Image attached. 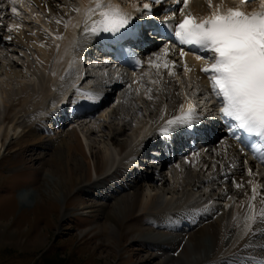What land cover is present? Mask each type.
Returning <instances> with one entry per match:
<instances>
[{"label":"bare ground","instance_id":"1","mask_svg":"<svg viewBox=\"0 0 264 264\" xmlns=\"http://www.w3.org/2000/svg\"><path fill=\"white\" fill-rule=\"evenodd\" d=\"M30 1L47 14L49 28L52 29L50 38L54 42L47 41L48 36L45 32H29L26 28L27 24L25 28L19 24L18 28L9 31L8 26L0 21V52L4 49L22 55L24 62L27 61V64L25 62L27 70L38 83L37 90H31L30 86L20 82L18 92L11 94L10 87L2 84L1 75L23 78L26 76L25 71L19 70L15 62L10 65L0 63V108L4 106L5 109V113L0 114L2 119L0 152L17 142L24 134H28L31 140L42 139L35 133L37 125L30 121H26L28 123L26 126L23 125L25 119L31 115L39 117L45 112L40 118L46 122H53L54 114L50 113L49 108L55 106L62 97L65 98L72 87L76 86L74 81L75 78L80 77V73L77 69L72 70L71 65L83 50L92 45L90 42L94 39L84 31V9L94 6V0ZM110 2L114 5L126 4L125 7L121 6L125 12L130 7L139 8L138 0H110ZM202 2V5H205V0ZM220 2L221 0H213L214 4ZM223 2L225 7L240 5L238 1L223 0ZM254 4H246L245 7L248 9ZM75 8L81 11H74ZM204 11L210 12V8ZM198 13L197 10H193L194 15L198 16ZM58 20L61 22L57 23ZM9 35L12 37L11 40L3 39ZM41 40L43 41L40 42ZM161 49L155 50L154 53ZM154 53L145 60L150 81L140 72L137 74L138 83L134 84L137 85L135 88L129 85L131 81H126L124 85L115 88V93L113 92L115 106L106 109L99 116L100 120H104L96 130L100 134V144L91 153L96 175L105 178L114 173L125 174L130 171L133 167L132 156L141 141L145 139V135L149 131L158 135L168 119H172L173 115H180L175 110L183 97L179 78L175 74L177 66L172 65L173 61L175 65L179 62L176 58L167 56L169 68L164 69L161 66L157 70L154 65L158 57L153 55ZM159 59L162 65L164 56H159ZM186 61H189L188 73L197 77L199 61L192 57L187 58ZM93 80V78L85 79L88 83H92ZM139 83L145 87L146 94L141 102L137 101L138 108L130 111L139 114L142 123L137 134L130 136L129 141V138H120L122 134L118 128L106 123L110 118L131 120V114L128 116L124 114L122 104L125 102L127 106L133 105L131 99L137 94ZM149 88L153 90L152 101L147 99ZM76 94H78L76 96L85 95L78 89ZM86 96L91 97V93H86ZM183 129L184 127L177 128L171 133H181ZM61 141L62 145L66 146L67 165L52 156L48 160L50 168L60 171L67 169L69 177L73 176L69 162L78 154L82 160L79 164L74 160V164L77 169L84 171L76 178L78 184L84 182V187L88 188L100 183L102 180L91 181V170L84 160L83 147L77 135H73L70 142L65 139ZM210 144L211 142L209 150L205 153L202 151L188 153L182 160L171 163L168 177L164 175L165 171L156 169L153 172L151 167L145 174L135 176L123 191L134 188L139 182H145L152 188V192L144 194L140 187L139 190L127 192L117 199L115 208L108 213V220L112 225L110 226L112 228H109L111 232H118L123 222L130 220L137 212L152 216L156 223L150 224L160 233L156 234L157 236L149 235L150 238L139 239L150 247V251L145 252L144 262L149 263L156 257H163L162 264H262L264 262V219L259 218L260 210L264 208V174L257 169L249 174L245 157L236 150L237 144L222 139ZM114 167H116L115 171L110 174ZM64 176L66 175L60 176L62 180ZM253 186L256 189L255 199H253ZM71 189H66V193L71 192ZM211 200L218 203L211 205ZM253 214L257 216V221L246 233L245 218Z\"/></svg>","mask_w":264,"mask_h":264},{"label":"rangeland","instance_id":"2","mask_svg":"<svg viewBox=\"0 0 264 264\" xmlns=\"http://www.w3.org/2000/svg\"><path fill=\"white\" fill-rule=\"evenodd\" d=\"M21 7L23 9L21 15L25 23L29 25V31H33L34 28L49 29L48 19L40 12H36L32 4L24 2ZM35 21L43 29L35 27ZM4 23H8V20ZM2 54L3 51L0 52L1 62L8 63L6 65L12 62L17 63L18 69L25 71L24 75H26L23 78L20 77L21 79L1 75L2 84L10 87L11 94L18 92L20 82L30 86L31 90H37L38 83L27 70L25 65L27 61L24 62L23 58L16 53L10 52L9 57V54L5 56ZM194 85L195 89L200 88L196 81ZM143 92V87L138 88L137 94L131 99L132 106H127L123 102V111L127 116L131 114V120L110 118L106 123V125L119 129L122 134L120 138L128 139L139 131L142 123L141 117L130 109L138 108L137 101L141 102L140 97ZM114 104L115 99L113 98L95 114V118L76 121L65 127L52 125L40 118L45 112H42L39 117L31 115L32 117L25 119L23 125L28 124L26 121L37 125L35 133L42 139L31 140L28 134H24L17 142L1 150L0 264L163 263V257H156L149 263L144 262L145 252L150 251V247L140 240L160 233L150 224L156 223L152 216L147 213H140V215L137 212L130 220L123 222L118 232H111L109 229L112 225L108 220V213L115 208L117 199L139 187L144 194L152 192V188L145 182H139L134 188L123 191L124 184L119 182L123 179L122 173L119 172L105 178L94 173L91 153L99 147L100 134L96 130L99 129L98 125L104 121L100 120L99 116L106 109L113 108ZM1 112L5 113L4 106L0 108V114ZM1 120L0 116V122ZM72 133L77 135L82 144L84 160L87 161L91 170V181L102 180L93 187L85 188L84 182L78 184L76 180L84 173L74 164V160L78 164L82 160L78 154L74 156L73 161L69 162L73 176L69 177L67 169L60 171L48 165V160L52 156L61 160L65 166L67 165L66 146L62 145L61 140L72 141L73 135H70ZM128 140L130 141V138ZM62 175H66L63 180L60 177ZM164 175L169 176V174ZM70 188L73 190L66 193V189ZM92 193L95 196H92ZM211 203L218 202L211 200Z\"/></svg>","mask_w":264,"mask_h":264},{"label":"snow or ice","instance_id":"3","mask_svg":"<svg viewBox=\"0 0 264 264\" xmlns=\"http://www.w3.org/2000/svg\"><path fill=\"white\" fill-rule=\"evenodd\" d=\"M12 2L15 3V0ZM206 2L210 13L205 17L197 18L191 13H185L189 0H176L177 6L183 5L179 8L182 18L177 20L173 12L171 17L166 16L159 23L166 29L169 41H175L180 46L181 58L187 55L184 47L191 46L193 51L201 53L196 55V60H202L205 56L210 59L211 63L201 68V71L208 77L210 90L221 105L219 113L222 118L227 119L228 130L233 137H236V132L239 131L243 136L236 138L241 143H244V137L248 140L256 137L264 145V0H259L258 6L251 11L245 7L251 0H241L240 5L229 7H225L223 0L219 4H214L213 0ZM162 3L163 0H151L150 3H143L142 10L138 9V11L141 15L143 11L151 14L153 5ZM74 11L79 12L81 9L75 8ZM11 12L16 13L17 8L12 7ZM84 12L86 35L98 37L102 33H111L118 39H125L132 34L134 18L119 5L112 4L110 0L107 2L94 0V6L87 7ZM13 27L18 28L9 25L8 30L11 31ZM142 38L147 39V36L142 35ZM3 39L11 40L12 37L9 35ZM172 50L171 43L165 44L160 50L164 54L162 65L159 54H153L158 57L154 65L157 70L161 66L164 69L169 68L166 57ZM172 65L175 66L174 61ZM183 67L186 71H190L186 62ZM152 91L151 88L148 89L149 101L154 99L151 95ZM179 110L180 115H173L172 119H168L160 129L161 135H170L177 128L190 127L201 122L200 116L193 107L185 110L183 104H180ZM260 158L264 162V155ZM249 174H251L250 169ZM252 191L255 199V186ZM259 218L264 219V208H261ZM256 221L255 214L245 218L246 233Z\"/></svg>","mask_w":264,"mask_h":264}]
</instances>
